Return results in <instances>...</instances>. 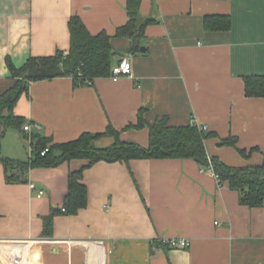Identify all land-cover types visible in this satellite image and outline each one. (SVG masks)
Segmentation results:
<instances>
[{"label":"crops","instance_id":"1","mask_svg":"<svg viewBox=\"0 0 264 264\" xmlns=\"http://www.w3.org/2000/svg\"><path fill=\"white\" fill-rule=\"evenodd\" d=\"M126 2L0 0V94L13 83L7 57L22 66L30 56L68 50L73 15L93 34L114 35L129 19ZM140 14L156 20L146 28L141 53L127 52L130 39H113L118 59L130 58L132 76L86 86L71 77L36 81L14 114L38 123L34 130L54 142L103 132L111 123L124 141L144 147L149 126L167 116L171 125L195 123L214 132L206 140L209 156L231 166L261 164L264 97L246 96L243 77L264 75V0H141ZM214 14L230 15L231 29H207L205 17ZM142 109L146 125L125 130ZM11 129L0 123V156L23 160L26 133ZM230 136L238 149L256 150L246 157L221 146ZM112 142L105 137L100 144ZM87 162L32 168L29 182L9 183L0 159L3 264H264V205H242L236 190L190 158L93 164L84 170L87 207L56 215L53 235L42 236L43 217L63 207L70 171ZM161 238H185L190 246L153 243Z\"/></svg>","mask_w":264,"mask_h":264},{"label":"trees","instance_id":"2","mask_svg":"<svg viewBox=\"0 0 264 264\" xmlns=\"http://www.w3.org/2000/svg\"><path fill=\"white\" fill-rule=\"evenodd\" d=\"M141 0H127L128 21L117 27L114 35L106 31L93 34L78 15L69 20L71 35L70 48L57 50L50 56H30L22 66H17L9 56L6 59L11 73L12 85L0 94V123L6 128L22 129L28 120L14 114L15 106L23 94H29L33 82L52 80L58 77H71L76 86L94 83L96 78L110 77L112 66L121 60V53L113 44L115 38L131 40L127 52L141 53L142 41L146 28L156 22L155 19L143 18L140 14ZM230 15L214 14L205 17V27L210 30H230ZM245 95L248 97H264V75H246ZM146 125L143 109L138 115V123L128 125L125 130L139 129ZM24 131V130H23ZM25 132V131H24ZM26 133V132H25ZM122 130H117L111 123L103 132H84L78 138L67 142H54L49 137L33 131L31 134L32 151L26 160L12 158L0 159L5 166L6 181L29 182L28 175L32 168L57 167L66 161L84 159L88 162L68 175V191L62 208H54L43 217L42 236L53 235L54 217L58 214H78L88 204V187L84 182V170L99 161L110 163L125 162L133 159L180 158L197 160L204 169L213 166L219 175V184L228 183L232 190L239 193V201L250 208L264 205V158L261 164L231 166L217 156H209L206 140L217 135L191 123L175 126L169 123L167 116L157 119L149 126V145L144 147L137 142L124 141ZM24 137L29 140L28 133ZM105 137H112L113 142L102 146ZM221 146L237 147V138L230 136L220 139ZM48 149L45 154L42 152ZM256 149L247 151L238 149L243 156H250ZM155 245L168 247L160 240Z\"/></svg>","mask_w":264,"mask_h":264},{"label":"built area","instance_id":"3","mask_svg":"<svg viewBox=\"0 0 264 264\" xmlns=\"http://www.w3.org/2000/svg\"><path fill=\"white\" fill-rule=\"evenodd\" d=\"M133 74V65H132V62L130 60V58L128 57H122L120 61H118L117 63H115L113 66H112V74L110 76V78L114 81L118 80L119 78H121L122 76H132ZM88 85L91 84V82H87ZM203 129L207 130V126L206 125H203L201 126ZM34 128L36 129H39L40 128V125L38 123H32L30 121H28L27 123H25V125L23 126V130L28 133V135L30 136L29 138V154L31 153L32 151V139H31V134L32 132L34 131ZM48 149H45L42 154H45V152L47 151ZM208 171L212 172L216 179L218 180L219 182V175L216 174L214 172V168L212 165H210V167L207 169ZM30 187L32 189H36L37 186L35 183H30ZM44 194V191L43 190H40L39 193H38V196H42ZM160 240L162 243L164 244H167L169 247L171 248H188L190 246V241L188 239H185V238H161V239H158ZM0 264H3V262L1 261L0 259Z\"/></svg>","mask_w":264,"mask_h":264},{"label":"rangeland","instance_id":"4","mask_svg":"<svg viewBox=\"0 0 264 264\" xmlns=\"http://www.w3.org/2000/svg\"><path fill=\"white\" fill-rule=\"evenodd\" d=\"M11 132L10 133H16L17 131H18V129H16V128H13V129H11L10 130ZM12 134H9V136H8V138H7V141H6V144H4V149L6 148V146H7V144L9 143V141H11L12 140V136H11ZM23 139V138H22ZM24 141V144L26 145V149H25V154H24V158H23V160H26L27 159V157H28V155H29V141L26 139V141L25 140H23ZM23 141L21 140V142H22V145H23Z\"/></svg>","mask_w":264,"mask_h":264},{"label":"water","instance_id":"5","mask_svg":"<svg viewBox=\"0 0 264 264\" xmlns=\"http://www.w3.org/2000/svg\"><path fill=\"white\" fill-rule=\"evenodd\" d=\"M142 50H144V48H142Z\"/></svg>","mask_w":264,"mask_h":264}]
</instances>
